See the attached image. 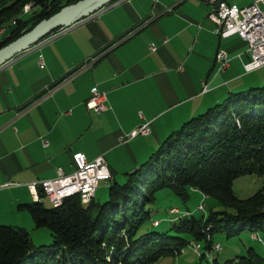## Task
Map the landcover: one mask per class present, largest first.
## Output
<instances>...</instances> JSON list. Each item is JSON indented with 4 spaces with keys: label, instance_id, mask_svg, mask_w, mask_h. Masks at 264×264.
<instances>
[{
    "label": "crops",
    "instance_id": "1",
    "mask_svg": "<svg viewBox=\"0 0 264 264\" xmlns=\"http://www.w3.org/2000/svg\"><path fill=\"white\" fill-rule=\"evenodd\" d=\"M222 1L243 8L257 0ZM213 10L207 0H113L0 67V225L45 244L50 234L17 210L35 202L31 184L72 174L77 154L87 163L102 156L118 183L191 118L264 87V67L243 68L244 42L216 35ZM220 51L229 62L219 71ZM94 87L106 95L99 114L85 107ZM145 124L147 134L129 138Z\"/></svg>",
    "mask_w": 264,
    "mask_h": 264
},
{
    "label": "trees",
    "instance_id": "2",
    "mask_svg": "<svg viewBox=\"0 0 264 264\" xmlns=\"http://www.w3.org/2000/svg\"><path fill=\"white\" fill-rule=\"evenodd\" d=\"M79 1L0 0L1 22L13 21L0 49ZM25 6L29 9L22 16ZM244 176L264 177V87L229 94L182 124L144 163L124 174L122 184L106 181L103 204L92 200L82 205L70 197L57 208L46 209L41 202L18 205L34 229L48 231L52 242L35 246L26 229L0 225V264H155L175 258L191 242L211 252L217 234L231 239L260 233L264 241V185L239 199L232 184ZM160 191L184 203L196 191L200 203L211 198L224 210L211 208L199 217L189 212L170 222L165 232H141L151 222L149 207ZM205 259L202 252L197 264ZM211 264H264V252L248 248L242 257L223 263L212 258Z\"/></svg>",
    "mask_w": 264,
    "mask_h": 264
},
{
    "label": "built area",
    "instance_id": "3",
    "mask_svg": "<svg viewBox=\"0 0 264 264\" xmlns=\"http://www.w3.org/2000/svg\"><path fill=\"white\" fill-rule=\"evenodd\" d=\"M207 1L214 5V10L207 18L217 26L216 35L223 39L237 36L244 42L249 57L248 62L243 65L245 72H253L264 67V0L254 1L243 8L226 4L222 0ZM151 50L153 51L154 48ZM215 62L219 71L224 70L228 66V55L224 51L218 52ZM42 67L40 62V68ZM105 102V93L94 87L90 91L85 107L89 112L99 114L106 110ZM147 127V124L141 126L129 138L137 134H147L149 132ZM73 161L76 169L72 174L65 175L59 171L54 179L39 180L29 186L34 201L40 202L41 196L56 208L61 206L66 198L78 195L81 204L85 205L93 198L98 184L111 179L110 170L102 156L87 163L83 156L77 154L73 157ZM198 210L203 211L202 202ZM252 238L255 239V236Z\"/></svg>",
    "mask_w": 264,
    "mask_h": 264
},
{
    "label": "rangeland",
    "instance_id": "4",
    "mask_svg": "<svg viewBox=\"0 0 264 264\" xmlns=\"http://www.w3.org/2000/svg\"><path fill=\"white\" fill-rule=\"evenodd\" d=\"M29 7L25 6L22 11V16H24ZM13 24V21L9 23ZM9 25L4 24L0 20V41L7 34ZM56 31L53 32V34ZM52 34V35H53ZM50 35V36H52ZM49 37V36H48ZM111 180V179H110ZM124 179H119V184H122ZM264 185V177L257 176H244L236 179L232 184V190L234 194L239 199H246L260 190ZM99 194V202L100 204L105 203L108 200V183H100L97 187ZM96 192V191H95ZM95 195V193H94ZM102 195V196H100ZM200 196L201 194L196 192H190V198L187 202H182L179 198L172 195L169 191H160L155 195V202L149 207L151 211V222H154V225H158L157 227L152 226V223L146 224L141 232H165L168 230L171 223L167 220L169 218L177 219L179 216H183L187 213H193L195 216L206 215L209 209L213 208L214 211H223L224 209L216 203L215 200L209 198L204 201L203 211L198 210V206L200 204ZM70 197H78V195H73ZM68 197V198H70ZM202 198V197H201ZM40 199H42L40 197ZM67 199V198H66ZM65 199V200H66ZM94 199H90V202ZM80 201V198H79ZM36 202V201H35ZM64 202V201H63ZM88 202L87 204H89ZM81 203V201H80ZM43 207L46 209L51 208V204L47 201V199L42 200ZM85 204V205H87ZM84 205V204H82ZM60 207V206H59ZM53 208V207H52ZM57 208V207H56ZM176 208L180 211L179 215H170V210ZM175 212V210H173ZM172 210L171 212L174 213ZM229 213L233 211L231 209L226 210ZM7 226V225H2ZM44 232L48 231L46 229H41ZM40 233L34 234V240L38 238ZM255 239H253L252 235L249 233H243L237 238L226 239L224 235L217 234L213 237V245L211 247V252L203 250V244H200V247L191 242L186 248H184L178 256L175 258L168 257L165 258L158 263L155 264H197L199 262L198 256L205 253L206 259L201 262V264H211L212 258L218 260L219 263H223L226 260L236 259V257H242L246 254V250L248 248H253L258 254L262 255L264 252V241L262 239V235L260 233L254 234ZM36 241V240H35ZM52 242L51 240H47L45 244H37L35 246H47Z\"/></svg>",
    "mask_w": 264,
    "mask_h": 264
},
{
    "label": "water",
    "instance_id": "5",
    "mask_svg": "<svg viewBox=\"0 0 264 264\" xmlns=\"http://www.w3.org/2000/svg\"><path fill=\"white\" fill-rule=\"evenodd\" d=\"M113 0H81L61 9L58 13L38 23L33 29L0 49V67L15 56L24 53L54 31L67 29L86 19Z\"/></svg>",
    "mask_w": 264,
    "mask_h": 264
}]
</instances>
